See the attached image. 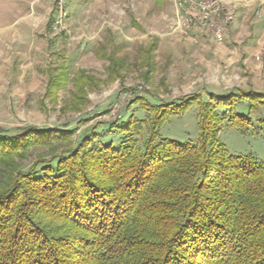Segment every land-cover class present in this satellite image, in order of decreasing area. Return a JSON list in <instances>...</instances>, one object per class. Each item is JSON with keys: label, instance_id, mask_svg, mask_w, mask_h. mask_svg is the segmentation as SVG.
<instances>
[{"label": "trees", "instance_id": "16d2710c", "mask_svg": "<svg viewBox=\"0 0 264 264\" xmlns=\"http://www.w3.org/2000/svg\"><path fill=\"white\" fill-rule=\"evenodd\" d=\"M207 97L136 99L140 116L76 145L74 130L0 129V264H264V159L218 139H264V94ZM192 108L194 141L161 135ZM37 146L49 158L13 166Z\"/></svg>", "mask_w": 264, "mask_h": 264}, {"label": "rangeland", "instance_id": "374dc122", "mask_svg": "<svg viewBox=\"0 0 264 264\" xmlns=\"http://www.w3.org/2000/svg\"><path fill=\"white\" fill-rule=\"evenodd\" d=\"M175 2L0 0V129L74 130L76 145L104 124L140 116L139 98L264 94V0H221L234 13L222 43L201 31L184 35ZM258 133L225 128L218 139L232 154L264 159ZM161 135L194 141L197 109ZM49 150L31 147L13 166L49 158Z\"/></svg>", "mask_w": 264, "mask_h": 264}, {"label": "built area", "instance_id": "2783aa9c", "mask_svg": "<svg viewBox=\"0 0 264 264\" xmlns=\"http://www.w3.org/2000/svg\"><path fill=\"white\" fill-rule=\"evenodd\" d=\"M178 23L184 35L192 31L211 34L217 43H222L234 13L221 0H176Z\"/></svg>", "mask_w": 264, "mask_h": 264}]
</instances>
